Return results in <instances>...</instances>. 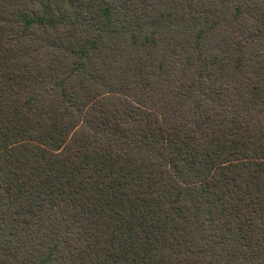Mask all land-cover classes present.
Instances as JSON below:
<instances>
[{
    "label": "trees",
    "instance_id": "trees-1",
    "mask_svg": "<svg viewBox=\"0 0 264 264\" xmlns=\"http://www.w3.org/2000/svg\"><path fill=\"white\" fill-rule=\"evenodd\" d=\"M0 264H264V0H0Z\"/></svg>",
    "mask_w": 264,
    "mask_h": 264
}]
</instances>
